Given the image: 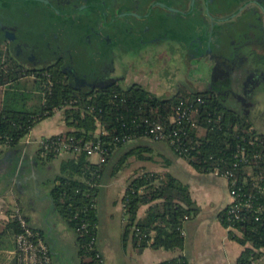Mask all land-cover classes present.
<instances>
[{"label": "trees", "instance_id": "1", "mask_svg": "<svg viewBox=\"0 0 264 264\" xmlns=\"http://www.w3.org/2000/svg\"><path fill=\"white\" fill-rule=\"evenodd\" d=\"M62 69L64 67H53L46 72L30 73L3 60L0 55V146L15 151V166L19 159L24 164L26 155L21 154L25 146L22 139L37 122L59 110L69 129L50 135L46 139L48 142L58 136L70 135L100 141L105 149L104 161L91 162L85 153H68L69 156L60 160L49 192L52 209L76 234L80 264H103L96 244L98 187L108 168L110 175H115L129 155L137 154L143 159L142 152L149 151L150 147L141 144L143 139L153 140L148 136L141 137L146 127L144 118L161 122L167 130H172L169 119L178 99L201 97V112L195 115L194 124L185 125L186 133L179 141L172 143L167 137L160 140L200 172L231 168L239 144L264 152V132H258L247 118L225 108L205 91L158 97L138 84L128 87L110 84L93 90L89 86L73 84ZM127 134L134 140L126 143L116 140ZM254 135L263 144L246 145L245 142ZM41 150L42 147L38 148L34 156L41 164L51 163L58 155L53 152L43 155ZM119 151H123L122 155L115 160ZM259 164L263 165L264 160ZM242 179L238 178L239 185L243 184ZM255 181L263 188L261 191L249 184L245 188L255 194L257 202H264V176ZM248 182H251L249 178ZM122 203V240L124 244L130 240L137 251L147 246L182 250L185 242L183 223L199 211L185 183L168 172L161 174L149 170L129 178ZM142 205L148 207L145 215L138 218ZM7 213L10 216L8 226L15 235L21 227L15 214ZM245 215L243 221H236L232 225L234 228L228 229L230 238L244 246L236 264H251L252 259L264 250V214L260 220H255L251 213L245 212ZM22 216L27 222L28 218ZM221 222L227 227L224 220ZM83 223L84 228L81 227ZM33 230L45 238L40 229ZM92 240L94 242L90 244ZM153 264L189 263L183 255H177Z\"/></svg>", "mask_w": 264, "mask_h": 264}, {"label": "flooded vegetation", "instance_id": "2", "mask_svg": "<svg viewBox=\"0 0 264 264\" xmlns=\"http://www.w3.org/2000/svg\"><path fill=\"white\" fill-rule=\"evenodd\" d=\"M157 1L180 9L181 4L190 8L191 3V0H0L1 58L30 73L64 67L62 70L68 80L75 85L82 78L96 81L98 85L92 87L93 90L115 80L113 84L123 87L141 85L158 97L205 91L225 108L247 118L252 126L264 132V0H229L233 6L230 13L238 7L240 9L231 20L233 26L238 27L239 40L235 47L239 45L240 48L223 54L214 51L202 58L196 55L200 48L190 42L192 39L195 41V35L187 31L182 34L179 16L154 4ZM208 4L209 0H195L193 10L194 13L201 12L210 23L205 13ZM150 6L151 12L160 7L155 15L159 16L158 19H166V22L156 23L157 18L153 19L152 13L140 12L143 9L150 11ZM135 10L143 16L136 18L132 14ZM192 14L189 11L187 19ZM131 24L139 26L132 29ZM137 30L146 33V41L126 43V35L136 34ZM253 31L261 33L253 37L249 35ZM124 38L126 42L119 43ZM112 43H119L113 49L116 66L96 71L94 63L89 64L91 57L96 55L91 51L95 52L96 48L103 51ZM29 54L35 57L24 59ZM133 56L141 59L134 64L128 59ZM147 65L173 66L169 78H176L177 82L178 77H184L191 86L193 83L186 77L194 69L196 73L192 75L197 86L181 88V81H178L174 90L168 86L160 89L156 81L147 80ZM203 67L205 70L199 72L197 68ZM13 159L14 152L5 154L3 160L1 156L0 171L13 165ZM31 164L35 165L37 161L30 158L25 164L18 165V168L26 169L22 175L27 173ZM34 165L30 173L33 177L37 173ZM19 172L8 185L23 191V177H19Z\"/></svg>", "mask_w": 264, "mask_h": 264}, {"label": "crops", "instance_id": "3", "mask_svg": "<svg viewBox=\"0 0 264 264\" xmlns=\"http://www.w3.org/2000/svg\"><path fill=\"white\" fill-rule=\"evenodd\" d=\"M34 127L29 133L34 138L58 134L69 129L61 120L57 127L55 124L52 126L48 124L43 129L40 128L36 133H34ZM54 127L57 129L54 130ZM141 144L150 147L149 151L152 154L142 153L146 156L143 157L145 162L135 165L134 171L131 173L136 175L149 170L161 174L166 172L172 174L188 186L190 195L198 205L199 211L195 216L187 218L183 223L182 231L185 242L182 250L171 251L147 246L141 251H137L129 240L125 248L128 251L129 259L133 262L132 264H153L177 255H183L189 264H236L244 246L230 238L228 229L222 224L219 217L220 212L230 201L227 180L212 172H200L196 170L183 157L176 155L164 141L143 139ZM7 150V147L0 146V154H4ZM36 150V144L24 146L21 154L26 155V162L30 158H34ZM67 156H69L68 153L58 154L51 163L47 164L37 162L35 164L37 167L35 177L30 174L34 164L29 165L30 167L27 168V173L23 175V181L21 182L23 191L16 188L12 189V186L8 185V182L11 181L12 183L14 179H10V175H7L5 169V171L1 170L0 264H18L15 256V235L11 227L8 226L10 216L7 213V211H10L15 214L17 210L28 218L27 222L31 227L40 229L43 232L44 239L50 247L52 264H70L68 261L70 262L71 258L76 264H80L76 234L61 217L54 216L56 212L52 209V202L49 197L54 176L58 173L60 160ZM132 156L134 154L129 155L127 158L129 159ZM164 156H166V160L163 159ZM14 166L15 162L8 169ZM16 166H18V162ZM7 177L9 178L7 179L8 181H6ZM128 180L125 179L122 188L117 191L116 195L108 196L105 192L103 200L105 202L103 204L100 203L97 197L108 184L102 182L98 187V193L95 198L98 216L96 244L102 254L103 264H106V258L103 248H100L98 243L100 241V238H98L99 230L101 226H104L107 229L105 235L109 236L111 228H114L113 232H116L120 238L122 237L124 226L122 196ZM44 204L46 205L45 211L43 210ZM101 205L104 206L101 207ZM147 207L148 205H142L139 208L137 213L138 218H142L145 215ZM64 238H67L71 243V256L73 257L66 256L65 250L62 248ZM65 243L67 244L66 241ZM260 252L252 259L251 264H264V250L262 249Z\"/></svg>", "mask_w": 264, "mask_h": 264}, {"label": "built area", "instance_id": "4", "mask_svg": "<svg viewBox=\"0 0 264 264\" xmlns=\"http://www.w3.org/2000/svg\"><path fill=\"white\" fill-rule=\"evenodd\" d=\"M203 103V99L199 96H184L178 99L174 113L170 116L169 123H172V130H167L166 126L156 120L144 118L142 121L145 124L144 132L141 137H150L153 140H161L165 137L170 138L174 143L179 141L180 136L185 134V125L194 124L196 114L201 112L199 104ZM210 114V112L208 113ZM45 138H34L29 133L22 139L25 145L36 144L37 149L42 147L41 154L53 152L56 154L62 153H85L88 157L91 154H97L96 162H103L105 149L101 146L99 140H83L75 136L56 137L51 141ZM117 141L131 142L134 138L127 134L121 138H116ZM263 144V141L258 139V136H251L246 145ZM178 146V145H177ZM234 162L231 168L215 169L212 173L224 177L228 182V194L230 201L221 213L220 220L227 223V229L234 228L232 225L236 221L245 219V212L251 213L255 220H260L264 214V202H257L256 196L252 192H248L245 185L257 187L259 191L263 188L255 181L264 176V164H259L264 160V152L246 148L239 144L236 152L233 154ZM242 177L243 184H238V178ZM248 178L251 182H248ZM15 217L21 227V230L15 234V256L18 264H52L50 247L45 239L39 236L38 232L26 222L22 214L17 210ZM83 223L81 227L84 228ZM80 230V228H79ZM94 240L90 242L93 243Z\"/></svg>", "mask_w": 264, "mask_h": 264}, {"label": "water", "instance_id": "5", "mask_svg": "<svg viewBox=\"0 0 264 264\" xmlns=\"http://www.w3.org/2000/svg\"><path fill=\"white\" fill-rule=\"evenodd\" d=\"M194 1L195 0H191L190 8H186V5L184 3L181 4V9L172 6H167L165 3L159 1L155 2L154 4L164 7L169 11L175 12L176 13L175 15L179 16L178 19L181 25L180 27L183 32L182 34H186L185 32L187 31L195 35V41L192 39L190 42L197 44V47L200 48V50L196 53L197 56L202 58L203 56H206L208 53H212L214 51H218L219 53L223 54L226 53V51L239 50L240 48L239 45L235 47L237 41L239 40L238 39L239 37L237 36L238 27H235L236 25L233 26V22H231V20L235 18L236 17L235 15L239 12L240 10L239 7L236 8V11L230 13L229 11L233 8V6L229 2V0H209V4L205 8L206 16L210 19V23H207L201 12L194 13L193 10ZM151 8L152 6L149 7L150 11L145 9H143L142 11H140L139 9V11L152 13V15H154L153 19L157 18L156 21H154L156 23L159 21L166 22V19H162V20L158 19L159 16L155 15L160 11V7L154 9V12H151ZM139 11L135 10L134 12H132V14L134 13L136 18H141L143 14L139 13ZM189 11H192L193 14L190 16L189 19H187ZM187 20H189V24H187ZM136 26L138 27L139 25H135V24L130 25L132 29H135ZM135 33L136 34L126 35L128 40L127 42L124 38V39H120L119 43L126 42L128 44H133V43H140L142 41H146L145 32H143L142 30H137ZM260 33H261L260 31H258V33L253 31L250 32L249 35L255 37ZM119 43H112V45H109V47L103 49V51L97 48L95 49V52H93L92 50L91 51L92 54L94 55L96 53V55H94L95 57L94 56L91 57V62H89V64L94 63L95 65L94 68L96 69V71L101 70V68L104 69L106 68V66L107 67H110V65L113 67L116 66L117 59L113 55L114 52L113 49L114 47L119 46ZM17 48L19 51H21L19 46ZM32 54H29L30 55L29 57L28 55H25L24 59L34 58L35 56H33ZM38 54L41 55L42 53H38ZM94 61H97V63H95ZM85 62H87V59H85ZM114 82L115 80H111L110 82H108L107 85L113 84ZM80 84L82 86L88 85L89 87H95L98 85L96 81L94 80L91 81L89 79H84V78H82L81 81L78 80L76 81V85H80ZM13 152L15 154V151H13L12 149H8L4 153V155L0 154V157L2 156V160H3L5 159V154L9 155L10 153ZM14 160L15 159H13V161ZM16 161L18 162V165L21 164V159ZM5 170L7 175L8 176L10 175V179L12 178L15 179V176L19 171H20L19 177H23L22 175L23 171H25L26 169L22 170L21 168H18V166H14L11 167V169L6 168Z\"/></svg>", "mask_w": 264, "mask_h": 264}, {"label": "rangeland", "instance_id": "6", "mask_svg": "<svg viewBox=\"0 0 264 264\" xmlns=\"http://www.w3.org/2000/svg\"><path fill=\"white\" fill-rule=\"evenodd\" d=\"M129 61L132 63H136L139 59L138 57H128ZM150 65V64H149ZM147 65V69H146V74H147V80L149 79H153L154 81H156L159 84V88L161 89V87H171L172 90H174L176 88V86H178V81H181V88H187V87H195V85L197 86V83L194 79V76L192 74L196 73V71L191 70L192 74L188 75L186 77V79L190 82L193 83V86H191L190 84H188L187 81L184 80V77L181 79L180 77L177 78V82H176V78L172 79L169 78V74L172 71L171 69L173 68V66H158V65H154V66H149ZM183 68V67H181ZM185 69V68H183ZM198 71H202L205 70V68L203 67L201 68H197ZM180 78V79H179ZM179 79V80H178ZM150 83V82H149ZM148 83V84H149ZM187 86V87H186ZM159 95V93H158ZM63 121V115H62V111L59 110L57 113L53 114L52 116H49L48 118H43L42 120H40L39 122H37V125L34 127V133L38 132L40 130V128L43 129V127L45 125L50 124L51 126L55 124V126L57 127L59 125V121ZM54 127V130H56L57 128ZM50 128V127H49ZM52 130V131H54ZM258 130V129H257ZM258 132H262L260 130H258ZM123 151H119L118 152V156L115 158L119 159L120 156L122 155ZM142 153H146V154H152L151 151H144ZM143 157H146L142 154ZM164 160H166V156L163 157ZM89 160L91 162H96L98 160V155L97 154H91L89 155ZM140 162H145V159L139 158L137 156V154H134V156L130 157L129 159L127 158L121 165L120 170L115 174V175H110V169L108 168L103 176L102 182L103 183H107L108 185L102 189L101 193L98 194L100 203L103 204L105 201V192L108 194V196H112V195H116L117 191L120 190L125 182V179L128 180L133 174L131 173L134 168L135 165L139 164ZM49 174H51L49 172ZM48 174V175H49ZM104 205H101V207H103ZM46 209V205L44 204L43 206V210L45 211ZM54 213V212H53ZM58 218H60V216L56 213V215ZM107 229L104 226L100 227L99 230V237L100 241H98L100 248H103L104 251V256L106 258V264H132V260L129 259V254L127 249L125 248L126 244L129 243V241H127L125 244L123 243L122 237L120 238L119 236H117L116 232L114 233V228H111V234L109 236H106ZM121 239V240H120ZM65 241L67 242V244L65 243ZM97 242V241H96ZM65 243V244H63ZM63 245V249L65 250L66 256H71V243L69 242V240H67V238H64V241L62 242ZM55 260V259H54ZM68 260V258H67ZM68 263L70 264H76V262L74 260H70V262L68 261Z\"/></svg>", "mask_w": 264, "mask_h": 264}]
</instances>
